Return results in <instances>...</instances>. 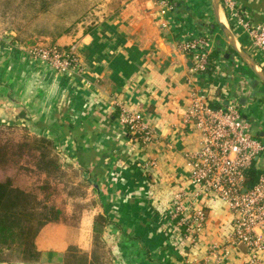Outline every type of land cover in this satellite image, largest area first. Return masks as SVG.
Here are the masks:
<instances>
[{"label":"crops","instance_id":"obj_1","mask_svg":"<svg viewBox=\"0 0 264 264\" xmlns=\"http://www.w3.org/2000/svg\"><path fill=\"white\" fill-rule=\"evenodd\" d=\"M240 16L264 28V0L221 9V20L264 67V51ZM93 26L58 39L77 41L81 55V65L67 73L36 66L17 42L0 41V122L52 138L84 169L99 200L95 214L109 219L103 235L113 264H264V237L255 254L236 243L232 212L214 196H195L187 163L186 154L200 146L199 133L184 121L196 87L214 105L238 103L253 136L264 142V82L231 48L213 0H179L174 10L128 0ZM201 36L208 37V52L219 54L215 68L202 74L192 71L193 56L182 49ZM123 108L142 113L152 142L120 122ZM255 165L264 173V152ZM177 195L186 209L206 210L194 240L169 220ZM46 243L38 262L0 264H64L65 242Z\"/></svg>","mask_w":264,"mask_h":264},{"label":"built area","instance_id":"obj_2","mask_svg":"<svg viewBox=\"0 0 264 264\" xmlns=\"http://www.w3.org/2000/svg\"><path fill=\"white\" fill-rule=\"evenodd\" d=\"M157 2L168 10L175 9L172 0ZM221 3L224 8L231 9L236 8L237 0H221ZM239 22L248 29L254 45L264 51V28L252 25L241 16ZM208 43V37L201 36L182 44V49L193 56V72L202 74L212 69ZM29 53L34 61L47 60L62 73L81 65L75 46L65 51L56 46L49 50L35 48ZM184 117V121L192 124L200 135V146L186 154L191 181L198 188L195 196L211 195L225 202L233 215L234 241L255 254L263 246L264 173L251 186L246 184V176L264 152V142L253 136L238 103L214 105L202 87L193 90ZM120 122L131 132L138 133L145 143L152 142V131L141 112L123 108ZM168 217L177 221L180 233L194 240L206 224L207 213L204 207L186 209L181 196L177 195L175 207Z\"/></svg>","mask_w":264,"mask_h":264},{"label":"trees","instance_id":"obj_3","mask_svg":"<svg viewBox=\"0 0 264 264\" xmlns=\"http://www.w3.org/2000/svg\"><path fill=\"white\" fill-rule=\"evenodd\" d=\"M175 7L179 0H172ZM15 4L22 18L27 21L39 18L41 15L53 14L55 20L67 24L57 30L58 39L70 33L73 26L92 10L90 0H2L4 11ZM89 26L84 33L93 29ZM57 47V46H56ZM212 69L219 54L209 55ZM211 69V70H212ZM210 70V71H211ZM26 128L23 124L0 122V171L16 167L13 174L0 177V263H10L5 251L15 252L24 263H35L41 259L43 243L41 236L44 230L53 225L63 227L64 237L50 235V240L56 243L65 242L64 264H88L87 254L79 248V225L84 213L73 215L56 204V196L61 186V176L66 174L60 162L56 142L44 135H30L23 132L16 139V130ZM23 129V130H24ZM28 158L29 165L21 163ZM263 172L255 165L246 176V184L251 186ZM96 220L102 224L98 234H104L108 224L105 215L97 214ZM52 238V239H51ZM110 251V248L108 249ZM78 253H82L78 256ZM81 259L79 260V258ZM79 260V261H77Z\"/></svg>","mask_w":264,"mask_h":264},{"label":"rangeland","instance_id":"obj_4","mask_svg":"<svg viewBox=\"0 0 264 264\" xmlns=\"http://www.w3.org/2000/svg\"><path fill=\"white\" fill-rule=\"evenodd\" d=\"M128 0H90L92 10L71 29L70 34L77 36L80 32H84L89 26H92L96 21L106 18L114 11L121 8ZM0 0V41H13L18 43V47L25 51L28 56H31L30 50L35 48L47 49L57 46L61 51L69 50L77 41L70 45H61L55 43L56 33L60 24H67L65 21L55 20L53 14L41 15L39 18L25 21L21 16L22 12L14 8L16 5L12 4V8L4 11V6L1 5ZM155 3L157 0H154ZM79 53V50L77 49ZM80 55V53H79ZM81 56V55H80ZM258 59V58H257ZM256 61H259L256 60ZM35 62V61H34ZM36 66L46 67L56 70L47 60H36ZM58 71V70H57ZM59 72V71H58ZM26 128L16 130V139H20L23 132L30 135H39ZM24 129V130H23ZM60 162L63 165L66 174L61 176V186L58 194L54 196L56 204L62 206L65 210L72 211L73 215L79 214L82 210H89L81 218L79 225V237L77 238L79 248L87 254L88 264H113V256L109 247L106 244L104 235L98 234L102 230V224L96 220L95 211L99 200L96 198V191L93 189L88 176L85 174L84 169L72 160L67 159L64 154L59 151ZM31 161L25 158L21 161L23 164L29 165ZM30 166V165H29ZM16 167L10 168L7 171H0V177L6 174H13ZM45 232L43 239L44 244H47L50 235H59V239L63 236V227L53 225L48 231ZM52 239V238H51ZM5 256L10 263H20L22 260L15 252L5 251ZM82 253H78L81 256ZM81 257L79 258V260ZM77 260V261H79Z\"/></svg>","mask_w":264,"mask_h":264},{"label":"water","instance_id":"obj_5","mask_svg":"<svg viewBox=\"0 0 264 264\" xmlns=\"http://www.w3.org/2000/svg\"><path fill=\"white\" fill-rule=\"evenodd\" d=\"M221 0H213V10L216 17V22L223 34L227 38L231 48L235 53L244 60L252 71L264 82V67L261 66L246 49L239 43L233 30L221 20Z\"/></svg>","mask_w":264,"mask_h":264}]
</instances>
